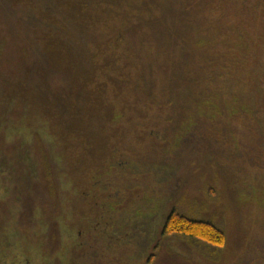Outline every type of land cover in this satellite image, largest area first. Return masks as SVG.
Returning <instances> with one entry per match:
<instances>
[{"label": "trees", "instance_id": "1", "mask_svg": "<svg viewBox=\"0 0 264 264\" xmlns=\"http://www.w3.org/2000/svg\"><path fill=\"white\" fill-rule=\"evenodd\" d=\"M195 2L182 0L177 17L174 10L161 14L158 0H10L30 18L21 51L32 59L9 66L0 39V185L8 193L0 211L2 263L34 255L44 264L45 238H59L58 217L103 213L101 199L110 197L101 192L112 186L108 178L121 150L111 146L103 152L97 143L119 140L116 133L129 130L143 133L141 141H153L154 127L171 122L161 117L165 113L195 114L202 124L230 104L240 105V121L255 117L258 126L254 132L250 123H241L256 146L240 157L264 172V119L248 101L225 99L238 96L227 92L224 81L215 89L209 85L215 76L207 70L217 64L204 51L210 38L188 32V25L199 20L191 10ZM74 62L73 82L80 87L65 88V66ZM220 67L225 74L227 66ZM54 78L61 80L52 83ZM186 125L197 126L190 118ZM69 207L75 209H62ZM90 221L78 217L68 223L80 227ZM164 230L219 249L226 243L213 222L171 215Z\"/></svg>", "mask_w": 264, "mask_h": 264}, {"label": "rangeland", "instance_id": "2", "mask_svg": "<svg viewBox=\"0 0 264 264\" xmlns=\"http://www.w3.org/2000/svg\"><path fill=\"white\" fill-rule=\"evenodd\" d=\"M158 1L162 3L161 14H165V10H174L179 16V4L182 0H176L175 3L173 0ZM195 1L196 6L192 5L191 10L199 19L198 22L202 21L203 29L197 33L195 26H198V22L194 21V24L188 25V32L190 35L205 34L210 38L204 51L208 61L213 63L216 60L217 64L207 70L215 76L209 85L224 81L227 92H234L238 96L229 94L224 98L230 101H248L249 107L263 120L264 0ZM45 2L51 4L55 0ZM167 4L170 8H167ZM66 10L71 12L70 8ZM29 19L28 14L11 7L10 0H0V39L5 46L3 55L9 61V66L14 68L20 66L22 60L32 59L30 52L21 51L25 49ZM64 42L70 41L64 39ZM223 65L227 67L223 70L225 74L221 75L220 66ZM77 69L78 64L75 62L73 67L65 66V88L77 86L79 89L80 86L73 82ZM59 79L54 78L51 82L60 81ZM108 113L109 111L106 115ZM194 115L177 110L161 115L162 118L171 119V122H160L159 128L154 127L151 132L153 141L149 138L141 141L143 133L129 130L126 133H116L119 140L102 145L97 143L100 151L105 152L111 146L121 151L114 158L115 167L112 171L115 173L111 176L112 179L108 178L112 185L107 191L110 200L101 199L103 213L94 214L91 225L82 224L83 228L79 229L82 236L77 237V241L88 245L85 250L87 254H103L112 258L104 256L77 264H264V197L258 192L264 194V172L255 166H249L252 161L247 156L240 157V154L249 152L246 148L253 149L256 146L255 142L246 137L250 132L241 123H250L256 132V118L251 120L248 117L245 121H240V118H244L240 105L231 104L211 121L202 124L203 119L199 120ZM189 118L197 126L188 127L186 124ZM231 134L235 135L238 148L233 144ZM224 139H228V143H223ZM162 150L165 152L161 153ZM155 159H159L161 166L158 175L150 165H154ZM141 160H146L143 168L134 165ZM137 189L142 190L151 199L150 202L161 198V205H166L160 209L161 224L169 210L176 208L195 220L213 222L223 230L225 246L219 249L181 235L172 237L183 240H174L168 236L172 234L167 232L163 234L165 237L159 238L158 209L151 215L146 214V219V215L137 214L138 209H132L138 219L133 223L126 221L128 216L124 212L118 214L108 211V207L124 205L120 202L122 197ZM92 193L98 194L95 191ZM6 196L7 188L0 185V211ZM124 198L125 203L128 202V197ZM109 203L113 205H108ZM137 206L138 204L134 207ZM61 217L56 219L59 227L65 221ZM115 219L117 224L121 223V219L125 220L122 223L123 229L124 225L132 224L125 231H113L112 239L102 237L106 221L113 222ZM141 220H145L144 225ZM54 228L50 229L56 232ZM40 230L42 229L38 228L37 231ZM46 240L49 241L50 238H45ZM29 243L31 244L30 241ZM14 257L18 256L14 255L10 259ZM20 258L25 264H40L39 256L26 255ZM9 261H3L2 264H10ZM50 263L53 262L47 258L44 264Z\"/></svg>", "mask_w": 264, "mask_h": 264}, {"label": "flooded vegetation", "instance_id": "3", "mask_svg": "<svg viewBox=\"0 0 264 264\" xmlns=\"http://www.w3.org/2000/svg\"><path fill=\"white\" fill-rule=\"evenodd\" d=\"M161 153H164L165 151L162 150L160 151ZM146 160H141V161H137L138 164H134V165H137L139 166L140 168H143L144 167V162ZM159 159H155L153 161V164H150L152 167H154V172L156 173V175L159 174V169H160V164L158 163ZM132 164L130 163V166ZM140 189V188H139ZM135 190V191H130L126 194H129V196H125L124 197H128V202L125 203V198L122 197V199L120 200V202H123L124 205H118L116 207H108V211H111V212H116V213H120L122 214L121 212H124L126 214L127 219L126 221L127 222H132L134 220H138L136 218V214L133 213V210L135 209H138V212L137 214H143V215H150L153 214L154 212H157V209H158V214L160 215L161 213V208L162 207H166V205H161V198L160 200H155L154 202H150L151 199L149 197L146 196V194L142 191V190ZM102 194H107V192H101ZM121 196H119L120 198ZM133 197H136L135 199ZM132 198V199H130ZM164 202V201H163ZM138 206L135 208L134 206L137 205ZM152 204V205H151ZM160 205V206H159ZM62 209H66V210H73L75 208L73 207H69V208H62ZM133 209V210H132ZM154 209V210H153ZM101 211H102V208H101ZM175 208H172L171 210H169L168 214L166 215L165 217V220L163 222V224L160 223V218H161V215L160 217L158 218L157 221H159V224H160V227L158 228V236L159 238H163L165 237L163 234H164V228H165V224L167 222V220L171 217V215H176V216H180L182 218H185L189 221H193L194 218L193 217H190V216H187L185 214H182ZM147 215L145 216V219L147 217ZM122 217H124L123 215H121ZM80 217L81 220L82 219H91V218H94L95 215L94 214H89V215H83V216H71V215H65V216H62L61 218H64L65 221L68 220V219H72V218H78ZM113 217V216H112ZM121 217V218H122ZM65 221H62V225L61 227L58 226L57 228V234L59 236V238L57 240H46V243H45V247H46V250L51 248L50 250L47 251V256L49 258V261L50 262H58V264H77V262H80V261H88L90 259H97V258H102L104 256L108 257V258H112V256H108V255H103V254H87L85 252V250H87V246L88 245H82V242L78 243L77 241V237H81L82 236V231H80V227L83 228V225H89L90 222L88 223H80V227L79 225H71L70 223H65ZM117 219H115V221L113 222H110V221H106V226L103 228V233H101V236L102 237H108V238H114L112 232L116 231H125L127 230V228L130 227V225L132 223H129V224H126L124 225L125 228L123 229V226H122V223L125 221L124 219H121L119 222H121L120 224H117ZM142 221V220H141ZM205 221V220H204ZM203 221V222H204ZM69 226H68V225ZM83 224V225H82ZM98 224V223H97ZM142 224L144 225L145 224V220L142 221ZM91 225V224H90ZM89 227V226H88ZM110 231V232H109ZM129 232V231H128ZM170 236L171 239H174V240H183V239H178L176 238L178 235L176 234H172V235H168ZM172 236H176V237H172ZM183 237H186L188 239H192L191 237H188V236H185V235H182ZM186 239V240H188ZM51 256V257H50ZM29 257H32V255H29ZM60 257V259L58 258ZM80 259V260H79ZM53 263H50V264H53ZM0 264H2L1 260H0ZM10 264H25V261L22 259L21 261H19L18 263H11Z\"/></svg>", "mask_w": 264, "mask_h": 264}]
</instances>
